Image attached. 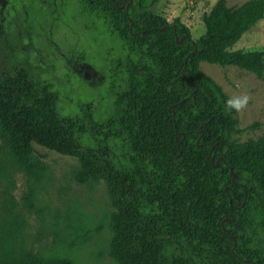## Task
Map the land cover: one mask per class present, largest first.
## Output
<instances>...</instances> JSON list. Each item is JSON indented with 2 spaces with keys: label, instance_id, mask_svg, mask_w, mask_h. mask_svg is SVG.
Wrapping results in <instances>:
<instances>
[{
  "label": "trees",
  "instance_id": "trees-1",
  "mask_svg": "<svg viewBox=\"0 0 264 264\" xmlns=\"http://www.w3.org/2000/svg\"><path fill=\"white\" fill-rule=\"evenodd\" d=\"M156 2H86L129 47L105 140L127 144L131 168L118 170L100 149H83L82 124L60 119L56 96L26 73L0 76V139L28 176L44 168L36 145L75 159L77 182L104 183L114 264H264V137L231 141L238 112L227 110L229 98L199 67H235L264 80V50H230L264 19V0L238 7L216 0L196 40L179 18L153 14ZM168 238L179 239L185 254L167 257Z\"/></svg>",
  "mask_w": 264,
  "mask_h": 264
},
{
  "label": "rangeland",
  "instance_id": "rangeland-1",
  "mask_svg": "<svg viewBox=\"0 0 264 264\" xmlns=\"http://www.w3.org/2000/svg\"><path fill=\"white\" fill-rule=\"evenodd\" d=\"M91 0H0V76L26 73L47 85L57 98L60 119L79 120L83 149L101 150L107 163L129 169L123 140H105L113 103L124 88L129 47L103 15L89 12ZM152 0H142L148 6ZM216 0H157L150 11L168 23L179 18L194 40ZM250 0H226L238 7ZM231 51L264 50V19ZM200 70L229 99L247 96L238 112L244 145L264 137V80L235 67L206 63ZM89 116L98 133L92 132ZM44 168L25 174L0 139V262L114 264L109 258L114 214L103 182L79 183L77 161L34 145ZM167 257L185 254L179 239H164Z\"/></svg>",
  "mask_w": 264,
  "mask_h": 264
},
{
  "label": "clouds",
  "instance_id": "clouds-1",
  "mask_svg": "<svg viewBox=\"0 0 264 264\" xmlns=\"http://www.w3.org/2000/svg\"><path fill=\"white\" fill-rule=\"evenodd\" d=\"M249 102V98L247 96H237L226 101V108L230 112H240L244 109Z\"/></svg>",
  "mask_w": 264,
  "mask_h": 264
}]
</instances>
